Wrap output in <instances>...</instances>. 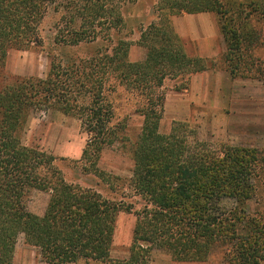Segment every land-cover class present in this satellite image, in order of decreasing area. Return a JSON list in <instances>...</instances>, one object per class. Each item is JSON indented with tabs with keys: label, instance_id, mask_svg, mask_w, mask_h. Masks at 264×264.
Listing matches in <instances>:
<instances>
[{
	"label": "trees",
	"instance_id": "16d2710c",
	"mask_svg": "<svg viewBox=\"0 0 264 264\" xmlns=\"http://www.w3.org/2000/svg\"><path fill=\"white\" fill-rule=\"evenodd\" d=\"M156 10L157 20L140 29L136 42L145 56L130 61L132 42L119 38V0H0V66L10 50L41 43L40 26L50 11L58 15L53 24L56 46L116 39L110 50L99 48L86 58L66 61L52 56L44 78L17 76L0 88V264H13L19 235L39 249L47 264L80 258L148 264L154 248L167 250L175 260L203 261L216 241L229 243L230 264H264V213L250 215L241 209L256 193L258 152L228 145L213 151L186 140L181 123H173L167 133L159 130L164 81L211 67L208 59L186 53L171 18L213 13L226 45V70L232 77H246L244 56L259 42L249 17H264V2L158 0ZM116 84L141 97L136 111L143 117L130 147L133 169L125 185L144 206L136 213L129 254L122 260H111L109 253L116 216L131 205L68 183L51 154L22 142L34 109L74 117L88 136L83 167L109 185L121 181L97 167L102 150L120 139L124 128L111 125L107 94ZM34 191L48 193L41 216L27 208ZM222 198L232 199L236 206L227 213L216 212L215 201Z\"/></svg>",
	"mask_w": 264,
	"mask_h": 264
},
{
	"label": "rangeland",
	"instance_id": "374dc122",
	"mask_svg": "<svg viewBox=\"0 0 264 264\" xmlns=\"http://www.w3.org/2000/svg\"><path fill=\"white\" fill-rule=\"evenodd\" d=\"M249 2L251 0H243ZM264 2V0H257ZM158 0H119L123 16L119 38L132 42L129 48L130 61L141 60L145 49L136 44L139 31L150 22L157 20ZM213 14V13H212ZM57 14L50 11L40 26L41 43L25 50L12 49L0 66V88L17 76H36L44 78L48 72L50 58L71 60L86 58L96 49L109 50L113 42L99 40L93 44L80 46H56L53 42ZM214 16V14H213ZM215 18V16H214ZM215 23H216V19ZM173 17L171 18V22ZM251 29L258 31V44L250 54L244 56L242 65L246 77H232L226 70L223 54L225 42L220 38L209 40V54L200 53L203 44L190 37H180L185 51L190 56H199L209 60L210 68L189 77L168 78L162 91L165 95L164 112L159 124L161 133H167L173 123L185 126L184 134L190 142L199 141L203 147L218 151L224 146L255 149L261 161V167L255 175L256 193L241 207L250 215L264 213V17L250 15ZM208 52V51H207ZM214 53V56H211ZM253 63V64H252ZM187 85L185 89L180 86ZM107 99L112 106L111 125L124 126L120 139L102 150L97 167L122 180L113 185L103 182L93 171L87 170L81 160L82 150L88 140L86 130L79 120L54 110L34 109L22 132V142L51 154L54 165L68 183L82 188H92L102 196L116 202L130 204L131 209L118 212L112 237L109 258L122 260L128 257L132 242V231L136 213L144 202L139 196H131L125 180L131 176L133 161L130 147L140 132L143 117L136 111L141 105V97L134 91L117 85L108 92ZM188 134V136H187ZM126 183V185H125ZM48 193L34 191L27 201V208L36 215H43ZM232 199L222 198L215 201L216 212L227 213L235 207ZM232 252L229 243H213L206 260H175L163 248H154L148 256V264H230ZM13 264H47L37 247L27 244L23 235H19L15 245ZM63 264H107V262L80 258L75 262Z\"/></svg>",
	"mask_w": 264,
	"mask_h": 264
},
{
	"label": "crops",
	"instance_id": "0c3cea01",
	"mask_svg": "<svg viewBox=\"0 0 264 264\" xmlns=\"http://www.w3.org/2000/svg\"><path fill=\"white\" fill-rule=\"evenodd\" d=\"M214 19L213 14L209 12L183 14L174 16L172 24L179 37L187 36L193 41L200 42L204 45L200 55L210 57L209 40L220 38ZM214 55L211 53V56Z\"/></svg>",
	"mask_w": 264,
	"mask_h": 264
}]
</instances>
